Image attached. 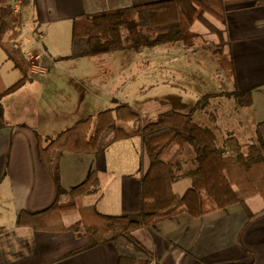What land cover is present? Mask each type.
Here are the masks:
<instances>
[{"label":"crops","instance_id":"obj_1","mask_svg":"<svg viewBox=\"0 0 264 264\" xmlns=\"http://www.w3.org/2000/svg\"><path fill=\"white\" fill-rule=\"evenodd\" d=\"M162 1L167 0H32L25 9L24 32L15 45L24 53L39 55L47 73L43 77L32 76L31 82L0 98L4 115V126L0 127V264L119 263L118 249L126 246L124 242L98 245L86 232L79 235L74 231H36L18 224V215L23 211L41 212L57 199L60 203H68L71 200L69 192L93 172L99 176V192L78 198V208L95 206L103 215L138 220L141 183L149 167L140 137L115 142L100 158L65 152L60 160L61 186L65 192L58 195L56 183L39 160L37 136L46 147L49 138L114 107L115 98L106 84L110 78L100 82L89 80L88 76L61 67L63 63L72 64L81 58L54 60L52 52L57 49L53 43L45 42V27L53 24L59 31L64 26L72 28L73 20L80 16ZM224 11L225 23L217 25L224 31L225 51L232 55L235 78L224 75L229 84H225V91L210 93L251 91L252 104L239 105L238 111L225 115L224 123L219 117L217 122L205 126L216 133L219 145L233 136L243 146L257 140L258 130L264 141V2L227 0ZM191 56L197 55L185 53L175 57L189 60ZM106 60L112 63L113 58ZM22 77V72L0 47V94ZM111 98L110 107L100 104ZM116 101L125 103L124 99ZM233 102L235 104V100ZM238 119L241 124L238 122L236 128L228 127ZM94 130L95 123L90 135ZM133 142L135 150L139 147L141 161L134 153L132 156L130 152L126 155L111 151L121 144L129 147ZM176 149L173 147V154ZM190 151L193 153L192 149ZM182 165L184 171L190 169L184 162ZM190 186L191 180L183 177L174 183L173 190L182 196ZM246 203L254 214L264 210V200L260 196L251 197ZM79 220L77 211L63 217L66 226ZM134 236L152 254L150 264H264V212L250 220L240 204L213 210L201 217L180 212L135 231Z\"/></svg>","mask_w":264,"mask_h":264},{"label":"trees","instance_id":"obj_2","mask_svg":"<svg viewBox=\"0 0 264 264\" xmlns=\"http://www.w3.org/2000/svg\"><path fill=\"white\" fill-rule=\"evenodd\" d=\"M227 0H167L119 10L99 12L77 17L72 23L71 48L68 57L56 61L79 59L118 51L141 53L145 48L182 42L187 47L195 45L199 34L193 30L195 24L203 25L209 33L218 37L220 67L234 80L235 69L232 55L225 51L224 31L209 17L225 23L224 3ZM0 0V47L22 72L23 77L0 98L13 93L31 82L30 65L17 40L23 35L24 12L32 0ZM264 2V0H263ZM234 98L242 107L252 104L251 91L234 90L229 93L204 95L189 113L174 110L157 115L153 122L142 125L141 114L128 103L114 101V107L89 116L72 127L49 138L46 147L38 135L39 160L63 194L61 186L60 160L65 152L92 154L100 158L114 142L140 137L149 167L141 183L140 218L132 220L122 216H108L99 213L95 206H77L78 198L100 189L97 172L72 189L68 203L57 199L50 207L38 212H21L19 226H29L36 231H74L91 234L98 245L124 242L118 249V264H150L152 254L134 236V232L152 226L180 212L201 217L213 210L240 204L249 219L254 214L247 206V199L260 196L264 200V141L257 131V143L246 146L247 152L238 140L230 136L219 145L216 133L194 120L199 108L217 97ZM3 108L0 104V127L4 126ZM95 123L92 135L90 131ZM189 146L194 154L193 167L183 170L180 158ZM177 147L168 159V149ZM183 172V174H181ZM187 177L191 186L184 195L173 190L174 183ZM77 211L80 220L66 226L63 217Z\"/></svg>","mask_w":264,"mask_h":264},{"label":"rangeland","instance_id":"obj_3","mask_svg":"<svg viewBox=\"0 0 264 264\" xmlns=\"http://www.w3.org/2000/svg\"><path fill=\"white\" fill-rule=\"evenodd\" d=\"M209 19L216 25L219 23L211 17ZM193 30L199 34L193 47H187L180 43V46L168 44L153 49L145 48L141 53L129 50V52H113L81 58L72 64L63 63L61 67L65 68V71L68 67L67 70L70 72L88 76L89 80L98 79L100 82L105 78H110L106 84L114 92V101L124 99L123 102L137 110L141 114L142 125L153 122L158 114L170 110L189 113L204 95L218 90L225 91L229 85L223 77L228 73H225L226 71L220 67L218 57L214 53L218 49L217 35L209 33L199 23L195 24ZM45 32V42L49 45L53 43L57 49V52H52L55 55L54 60L71 55V26H64L58 31L55 25L48 24L45 27ZM185 53H194L197 56H191L189 60H186L185 57L176 59V55L184 56ZM109 57L113 58L112 63L106 60ZM221 97L212 98L206 106L199 108L194 114L195 122L200 125H211L217 122L220 117L224 123L225 115L231 114L234 110H239V104L234 98L224 97V99L218 100ZM232 99L235 100V104ZM111 101H113L112 98L108 101H100V104H106L110 107ZM114 101L113 106L115 105ZM239 121V119L233 121L232 125L228 127L236 128V125L240 123ZM222 136L221 134L220 137ZM138 141L140 142V140ZM134 143H131L129 147L121 144L122 146H116L111 151L117 150V154L125 153L126 155H129L130 152L132 156L133 153L139 156L140 150L139 153L137 152L139 147L136 150L132 147V144L135 146ZM253 143H257V140L250 144ZM112 144L115 145V142ZM250 144L243 145L244 153L247 152L246 146ZM187 147L188 149L183 152V157L180 160L191 169L194 154L190 151L191 148ZM172 155L173 147L167 150L165 158L169 159Z\"/></svg>","mask_w":264,"mask_h":264},{"label":"built area","instance_id":"obj_4","mask_svg":"<svg viewBox=\"0 0 264 264\" xmlns=\"http://www.w3.org/2000/svg\"><path fill=\"white\" fill-rule=\"evenodd\" d=\"M19 0H17L16 4H15V9L18 10L19 9ZM24 56L26 57V59L29 62L30 65V75L32 76H40L43 77L46 75L47 73V68L45 67V65L42 62V59L39 55L35 54V53H31V52H26L24 53Z\"/></svg>","mask_w":264,"mask_h":264}]
</instances>
